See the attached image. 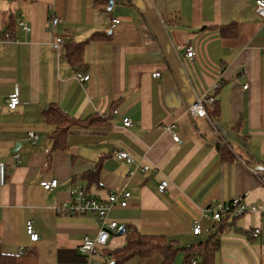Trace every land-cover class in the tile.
<instances>
[{
  "label": "crops",
  "instance_id": "0c3cea01",
  "mask_svg": "<svg viewBox=\"0 0 264 264\" xmlns=\"http://www.w3.org/2000/svg\"><path fill=\"white\" fill-rule=\"evenodd\" d=\"M50 13L61 19L53 35ZM20 14L28 32L17 24ZM8 27L17 41H3ZM93 33L102 38L89 39ZM55 35L63 41L59 52L51 47ZM83 41L82 62L73 66L66 50ZM187 47L196 50L191 60ZM76 72L89 79L77 82ZM15 89L19 105L9 110ZM205 95L217 116L192 117L187 108ZM50 107L79 122L56 146V125L44 117ZM218 143L232 159H221ZM118 150L149 170L129 176L134 165L115 159ZM0 162V254H29L26 264H88L77 247L96 234V216L60 210L75 186L96 198L129 192L128 205L108 213L118 225L108 250L123 246L118 230L126 226L181 249L205 242L215 223L202 211L235 197L264 209V20L255 0H114L110 9L108 0H0ZM53 179L54 189L40 186ZM162 180L168 186L161 194ZM196 219L199 236L191 234ZM226 222L208 262L196 255L185 263L179 251L170 264H264V212Z\"/></svg>",
  "mask_w": 264,
  "mask_h": 264
},
{
  "label": "built area",
  "instance_id": "2783aa9c",
  "mask_svg": "<svg viewBox=\"0 0 264 264\" xmlns=\"http://www.w3.org/2000/svg\"><path fill=\"white\" fill-rule=\"evenodd\" d=\"M255 12L264 20V0H255ZM61 19L50 13L47 17V27L49 32L53 35L60 24ZM18 26L25 32L30 29L24 21V15H19ZM116 24V19L111 20V28H114ZM3 41H17L16 37L10 33H3ZM62 38L55 35V38L51 44V47L56 52L60 51V46L62 44ZM196 55V50L192 47H187L185 50V57L189 60L193 59ZM75 79L79 83H83L89 79L88 75L82 74L80 72L75 73ZM153 77H159V73H153ZM241 76H245V72L242 71ZM219 83L213 85V90H217ZM243 88H247L245 85ZM214 98L211 95H205L202 97H197L195 101L187 108L188 113L195 118H205L208 119V113L206 110V104H213ZM19 105L18 92L15 89L6 99V107L9 110H15ZM122 126L128 128L131 126V121L128 118L122 119ZM171 127H166L167 131H170ZM172 140L178 142V137L171 133ZM28 138L34 142L37 136L29 132ZM114 158L118 161L125 162L128 164H133V171L129 172L128 175H132L134 171L146 172L149 170L148 165H141L134 162L132 157L128 155L125 151L118 150L113 154ZM17 160V155L14 156ZM5 165L0 162V186L5 182ZM40 186L45 190L49 191L57 186L56 180L42 181ZM168 186L166 180L159 182L157 190L159 193H164ZM70 201L67 205H62L60 207L61 211H66L71 214H86L90 213L96 216L98 222V230L96 234L91 237L89 235H84L77 247L80 254L86 256L89 260L88 264H111V259L104 253V249L107 246L109 237L117 231V222L108 218V213L114 207L124 208L128 205V198L130 196L127 191H116L109 192L105 198L93 197L84 187L75 186L70 191ZM247 212H258L263 213L264 209L261 205H247L242 202L241 197H235L230 202L226 204H218L215 207H210L202 211L201 217L209 219L214 223H219L225 219L240 217ZM26 232L29 235L30 241L35 242L38 239L37 233L34 232L32 224L29 222L26 226ZM202 233L199 220H193L191 225V234L193 236H199ZM259 233V229H254L252 236H256ZM195 264V262H192Z\"/></svg>",
  "mask_w": 264,
  "mask_h": 264
},
{
  "label": "trees",
  "instance_id": "16d2710c",
  "mask_svg": "<svg viewBox=\"0 0 264 264\" xmlns=\"http://www.w3.org/2000/svg\"><path fill=\"white\" fill-rule=\"evenodd\" d=\"M6 32H11L10 27ZM5 33V32H4ZM102 38L97 33L90 35L89 39ZM83 42L71 43L66 50V57L68 62L73 65H79L82 62ZM214 104V103H213ZM210 116H217L218 108L213 105L211 111H207ZM46 121H49L56 125L54 135V145L56 146L61 141L66 128L72 124H78L79 122L71 119L65 113L60 111L56 107H50L44 112ZM59 145V144H58ZM217 150L222 160L232 159V155L225 144L218 143ZM227 219L215 223L214 231L210 234L205 242H200L196 245H191L187 248H178L172 241L165 239L163 236L143 235L135 228L126 226L122 235L125 236L124 244L120 248L108 250L104 249V253L110 257L111 264H127L129 261L136 259L135 264H143L147 261L155 259V264H170L175 255L179 251L184 252L185 263H190L192 258L196 255L202 257V261L208 262L215 249L218 246L217 235L227 228ZM116 233V232H115ZM113 233V234H115ZM29 254H23L20 257L3 256L0 254V263H12V264H26L30 261ZM158 259V260H157Z\"/></svg>",
  "mask_w": 264,
  "mask_h": 264
},
{
  "label": "water",
  "instance_id": "95a60500",
  "mask_svg": "<svg viewBox=\"0 0 264 264\" xmlns=\"http://www.w3.org/2000/svg\"><path fill=\"white\" fill-rule=\"evenodd\" d=\"M113 2H114V0H108V9L111 8V5H112ZM15 150H16V149H14V151H15ZM252 168L255 169V170H262V169H263V167H261V166H253ZM123 232H124V228L121 227V228L118 230V234H123Z\"/></svg>",
  "mask_w": 264,
  "mask_h": 264
}]
</instances>
